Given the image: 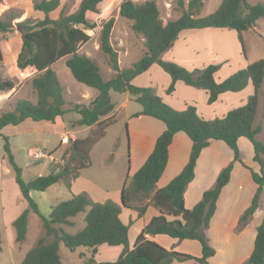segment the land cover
Wrapping results in <instances>:
<instances>
[{
  "label": "trees",
  "instance_id": "obj_1",
  "mask_svg": "<svg viewBox=\"0 0 264 264\" xmlns=\"http://www.w3.org/2000/svg\"><path fill=\"white\" fill-rule=\"evenodd\" d=\"M100 1L80 0L75 11L68 14L60 13L58 17L52 18L49 13L58 7L59 0H40L34 4V8L43 13V18L31 24H28V20L18 23L22 31V42L16 65L20 69L28 66L35 69L37 75L32 77L31 86L36 93V100L18 98L13 102L11 110L0 112V140L3 142L2 148L13 172L14 182L27 201V207L11 222L15 233L14 240L22 242L26 238L30 211L39 216L44 230V236L38 238L35 245L26 251L20 264H63L58 253L59 242L69 249L78 246L89 248L90 254L83 264H175L189 263L191 260L195 264H209L208 258L215 254V249L209 244L204 230L214 215L216 200L229 180L233 163L240 162L238 138L245 137L250 141L253 147L252 160L259 165L258 172L250 169L256 189L250 204L238 218L241 227L246 225L257 209L259 196L264 187V144L256 138L261 126L254 125L259 92L264 79V57L248 63L218 81L214 77L218 70L217 64L188 70L176 62L161 59L160 55L172 46L182 30L204 28L234 29L245 55L243 32L251 28L257 19L264 17V3L221 0L214 11L205 16H198L203 7L202 0H189L186 9L183 8V0H177V5L181 9L180 16L163 23L154 0H145L141 3L123 0L119 6V14L129 20L133 32L143 38L145 52L131 67L120 68L117 52L109 42L113 19L103 23L99 35V49L107 55L109 66L114 71V75L106 80L102 77L96 61L78 52L79 45L90 38L85 29L93 27L87 20L86 13L96 12ZM7 31L9 22L0 19V32ZM61 57H66L65 65L75 80L96 89V95L88 103H74L71 108L66 106L63 87L52 69V65ZM154 63L170 76L167 93L173 91L178 80L207 90L208 103L215 102L223 92H238L248 84L252 92L245 104L230 109L223 117L205 119L197 113L194 105L189 104L183 110L174 109L165 103L152 87L132 83L134 77L148 70ZM13 88L12 79L0 77V91ZM110 91L128 92L141 106V110L134 115L144 114L159 119L165 124V129L157 136L152 151L134 172L129 183L123 185L120 196L122 204L110 199L94 202L86 192H81L52 205L49 214L43 216L29 192L45 191L59 181L69 189L70 181L78 176L81 169L89 165L90 148L114 122V118L111 119L112 115L103 118L114 109ZM70 111L79 114L78 119L71 121V127L82 125L102 127L83 138L71 140L70 160L76 161L75 164L52 162L49 173L25 180L22 177V169L11 152L9 136L1 130L6 126H17L26 119L55 123L57 117H62ZM178 131H183L191 140L188 160L176 176L165 186L154 191L167 162L168 146ZM211 139L226 143L233 151V160L220 170L214 185L202 193L201 199L192 208H186L184 191L194 178V168L200 152L208 146ZM146 199H149L148 202L141 203ZM134 201L141 204H134ZM148 205L157 208L159 214L151 217L137 235L133 247L129 248V225L124 224L119 217L121 206L136 210L140 217ZM81 212L84 213V226L74 233L64 230L63 226H75L73 219ZM154 234H166L179 241L197 240L201 254L193 256L166 249L146 238V235ZM46 237L51 239L47 240ZM103 243L110 246L122 245V251L114 260L96 261L94 255L97 247ZM241 264H264V214L256 227L253 248Z\"/></svg>",
  "mask_w": 264,
  "mask_h": 264
},
{
  "label": "rangeland",
  "instance_id": "obj_2",
  "mask_svg": "<svg viewBox=\"0 0 264 264\" xmlns=\"http://www.w3.org/2000/svg\"><path fill=\"white\" fill-rule=\"evenodd\" d=\"M38 1L40 0H1L0 2V19L9 22V31L5 33L0 32V48L2 53V58L0 59V77L10 78L14 82L12 97H10L8 100L6 98L0 99V111L10 110L12 108L13 102L17 98H25L32 101L36 100V93L31 86V79L37 75V73L31 66H28L24 69L18 68L16 65V60L22 42V31L18 23L28 20V24H31V22L43 18V13L34 8V4ZM122 1L123 0H101L97 5L96 12L86 13V18L91 24H93V27L85 29V31L90 35V38L87 42L80 44L78 48L79 53L85 54L96 61L102 77L106 80L114 75V71L109 66L107 55H105L99 49V35L103 23L111 18L113 19L109 42L117 52V60L120 68L131 67L132 64L137 61L145 52L143 38L139 34L134 33L131 29V22L121 17L119 14V6ZM133 1L135 3H141L145 0ZM154 1L156 2L159 10V16L163 23H166L169 20H174L180 16L181 9L177 5V0ZM188 1L189 0H183L184 9L187 8ZM220 1L221 0H202L203 7L199 11L198 16H205L214 11L218 7ZM248 1L253 4L260 0ZM79 2L80 0H59L58 7L54 11L50 12L49 16L56 18L60 13H71L77 9ZM258 29L259 30L253 28L252 30L259 36L258 38L264 41V19L259 21ZM251 33H246L245 36L246 43L249 48L248 59L252 57L251 55H253V53L257 55L258 58L264 57V42L258 41L259 39L252 36ZM65 59L66 57L59 58L52 65V69L57 74V77L63 87V97L67 103L66 106L71 108L74 103L86 104L92 99L91 97H93L97 91L96 89L88 87L75 80L65 65ZM227 62L218 63V68L223 64L230 67L231 63L229 64ZM237 64L238 61H235V65ZM221 77L222 76L220 74L216 76L218 81L224 79ZM260 90L254 125L259 124L261 126L260 131L256 134V138L264 144V80ZM122 95V93L110 91V97L112 100H117ZM226 105L230 110L237 107L236 105L238 104L229 103ZM76 118H79L78 113L73 111L68 112L64 117L66 124L64 128L60 125L61 120L59 118L57 124L53 127L46 122L37 124L29 121L20 127L9 126L5 129L4 134L8 135L10 138L11 152L16 163L21 167L22 177L25 180L49 173L51 169V163L54 162L53 159L58 161L56 163L60 164L76 163V161L72 162L70 160L71 151L69 148L72 137L83 138L93 130L102 127V125L99 127L92 125L90 129H86V126H75V128H71V121ZM112 118L113 117L111 116V119ZM125 129V123L122 121H117V123L109 127L107 136L99 143V146H101L99 153L101 154L104 152L105 148L102 146H107L110 135L119 134L122 135V159L126 162L125 153L127 154V137L125 134ZM63 134L68 136L66 143H61V137ZM63 139L66 138L64 137ZM247 142L250 141L247 139ZM2 144L3 142L0 140V264H20L26 251L35 245L38 238L44 236V230L40 226V221L37 215L33 212H30L25 240L22 242H16L14 240L15 233L11 223L9 222V219L16 209V206H14L16 204L14 195L15 182L13 178V172L4 155ZM109 146V150L117 149V145H114L113 148V142H111ZM227 148L233 155L232 149L230 147ZM238 148L240 153V162H235L243 164L244 167L249 169V171L250 169L254 171L253 168H250L244 164L252 162V155L250 154L251 151L249 147H246L240 143ZM37 152H43L46 155H50L38 157L36 154ZM221 152L222 151L217 152L219 158L224 156V154ZM99 157L100 155L96 153V151H93L92 167H90L88 171L85 172H90L91 170L97 171L98 161L100 163L101 160ZM109 157L112 158V156ZM232 160L233 156L229 162ZM199 177L200 175H198V178ZM107 182H109V179ZM242 185L244 187L242 190L237 192L236 198L243 196L244 192L248 190V186L245 183L242 182ZM40 194L41 193L37 191L34 195L35 197H38ZM230 201L232 200L231 197L229 198L228 194L225 197H221L216 217L212 221L210 220L209 226L204 230L209 244L218 250L217 255L213 256V259H211V264H241L243 261L242 259L240 262H236L238 259L243 257L246 251L245 248H242L243 245L241 243L243 240L238 238V240L241 242L240 243L236 239V236L240 233V230L243 227L238 224V218L236 222H232L234 213L239 211L241 207H232ZM241 202H243L242 198L239 201V205ZM258 210L257 215L251 216L253 222L251 226H253V224L255 225L257 219L264 214V187L259 196ZM40 212L43 216H47L48 208L46 201L40 202ZM83 218L84 213H79L73 219L76 221V226L73 228L67 227L65 230L67 232L74 233L77 229H81L84 226ZM139 222L140 221H138V223ZM161 236L169 239L172 238L166 234ZM228 237L230 239H228ZM46 239L50 240L51 238L46 237ZM231 241H233L235 244L234 254L232 256L228 255L227 257L225 255L223 256L224 252H226L228 247L233 243ZM111 248L119 247H113L107 244L100 245L97 249L95 256L96 259H115L117 256L112 254L113 249ZM166 248L173 249L177 252L188 253L193 256H200L201 254V247L197 240L185 239L179 241L174 239L172 243L167 244ZM89 251V248L84 246H78L74 249H69L62 242H59L58 245V253L63 264H83L86 257H88L90 254ZM175 264H195V262L191 260L189 263Z\"/></svg>",
  "mask_w": 264,
  "mask_h": 264
},
{
  "label": "crops",
  "instance_id": "obj_3",
  "mask_svg": "<svg viewBox=\"0 0 264 264\" xmlns=\"http://www.w3.org/2000/svg\"><path fill=\"white\" fill-rule=\"evenodd\" d=\"M255 3H264V0H260ZM262 19H264V17L257 19L255 24L251 28L243 32L245 55L242 52L241 46L237 38V33L234 29L204 28V29L182 30L179 33L177 39L172 44V46L169 47L167 50H165L160 55V58L163 60L176 62L177 64L185 67L188 70L203 68L209 64H218L220 62L226 63L228 61L227 63L229 64L231 63L230 66L231 68L223 64L219 66L218 71H216L214 75L216 80H218L216 76L219 74L222 76L221 78H225L231 73L237 71L238 69L245 67L248 63L263 58V57L258 58L257 55L253 53V55H251L252 57L248 59L249 48L245 39L246 33L253 32L252 30L253 28L259 30L258 29L259 21H261ZM251 34L256 38L259 37L254 32ZM258 39H259L258 41H262L260 38ZM235 61L236 62L238 61L237 65H235ZM170 80H171L170 76L157 63H154L150 66L148 70L134 77L132 79V83L137 86L152 87L155 93L158 96H160L165 103H167L169 106H171L174 109L183 110L189 104L194 105L196 107L197 113L205 119H214L216 117H223L227 113V111H229L226 104L234 103V104H238L236 106L243 105L246 103L248 96L252 92V88L250 84H248L243 90L238 92H232V91L223 92L218 96V99L215 102L208 103L207 90L202 88H197L191 85H187L181 80L176 81L174 84L173 91L167 93L166 88L169 85ZM122 94L123 95L117 100L111 99V101L114 103V109L110 114L104 116L103 118L112 115L114 118L113 124L117 123V121H122L125 123V128H126L125 134L127 137V154L125 153L126 162L122 159L123 156L122 153L123 148L121 146L122 135L119 134L110 135V137L108 138L109 143L107 144V146L106 145L102 146L105 148L104 152L101 154L99 153V149L101 148V146H99V143L107 136L108 133L107 131L109 127L113 126V124L109 125L105 129L104 135L96 143H94V145L89 150V159H91V162L87 167L79 171V174L75 179L70 181L69 189L64 186L62 181H59L50 185L45 191H39L41 194L38 197H35L34 195L37 191L29 192L30 197L37 204L39 212H40V202H45V201L47 202V208H48L47 215H48L52 205L58 203L59 201L68 199L69 197H71L72 194H78L81 192H86L90 197V199L94 202H104L110 199L120 204L121 189L123 185L124 184L127 185L129 183L134 172L143 164L147 156L152 151L157 136L165 129V124L159 119L144 114L134 115V113L139 112L141 110L140 104L137 103L130 96L128 92L127 93L122 92ZM12 95H13L12 89L7 91H0V99L6 98L8 100L10 97H12ZM66 114H64L62 117H57L55 119V123H49L46 121L35 122L30 119H26L24 122L17 125L16 127H20L29 121L37 124L46 122L53 127L57 124L58 119L60 118L61 120L60 125L64 128L66 125L64 120ZM7 127L9 126L4 127L1 130V132L4 133ZM90 127L91 126H86V129H90ZM71 128H75V127H71ZM64 137L66 139H63ZM74 138L75 137H72V139ZM67 140H68V136L66 134H63L61 137V143L62 142L66 143ZM111 142H113V148L114 145H117L116 150H109L110 149L109 145ZM240 143H242L246 147H249L251 151L250 154L253 156L252 144L250 142H247V138L245 137L238 138L237 140L238 147ZM225 145L229 147L226 143H224L221 140L211 139L208 146L203 148L202 151L200 152L194 168V178L188 183L184 191V206L186 208H192L194 204H196L201 199L203 191L211 188L214 185L220 169L232 159L233 155ZM190 148H191V140L183 131H178L173 135L172 141L168 146V158L166 165L156 182L154 191L158 188L165 186L174 176H176L181 171V169L188 160ZM93 151H96V153L100 155L99 159L101 158L100 163L98 161V169L97 171L91 170L90 172H85L88 171L90 167H92ZM220 151H222L221 153H223L224 156L219 158L217 152ZM36 154L38 157H45L50 155V154L46 155L43 152H37ZM109 156H112V158ZM53 161L58 162L54 159ZM244 164H246L250 168H253L254 171H258L259 169V165L253 160L251 163H244ZM198 175H200L199 178ZM108 179L109 182H107ZM242 182L248 186V190L244 192L243 196L236 198L237 192L239 190H242L244 187L242 185ZM255 189H256V184L253 182L251 178L249 169L244 167L243 164L239 162H235L230 172L229 180L226 183V185L222 188L216 200V210L211 218V221L216 217V213L220 205L221 197L223 196L225 197L228 194L229 198L231 197L232 200L230 201L232 207L234 206L241 207V209L236 213H234L233 215L232 222L233 223L236 222L237 218H239L241 213L250 204ZM14 195L16 200L15 201L16 204L14 206H16V209L12 213L11 218L9 219L10 223L24 208L27 207V201L20 194V191L16 183L14 186ZM241 198L243 199V202H241L239 205V201ZM148 200L149 199H146L144 202L141 203H146L148 202ZM133 203L141 204L138 201H134ZM257 210L258 207L253 213V215L258 214ZM29 214H28V218H29ZM40 214L42 213L40 212ZM157 214H159V210L152 205H148L144 214L140 217H138L136 210L121 206L119 217L124 224L129 225L128 227L129 248L133 247L137 235L141 232L142 228L149 222L151 217ZM37 217L40 221L38 215ZM261 217L262 216H260L257 219L255 225L253 224V226H251V224L253 223L251 217L250 220L246 223V225L243 226V228L240 230V233L236 236L238 242H240L238 238L243 240V242L240 243L243 245L242 248L246 249L243 257L241 259H238L236 262H240V260L242 259L244 261L249 256L253 248V241L255 238L256 227L260 223ZM138 221L140 222L138 223ZM40 226H41V221H40ZM75 226H76V221H75ZM67 227L68 226L66 227L63 226L64 230ZM27 229H28V222H27ZM161 235L163 234L146 235V238L159 243L161 246L165 248L167 244L172 243L174 239H176V238H170V239L165 238L162 237ZM228 239L230 238L228 237ZM234 246L235 244L233 242L231 246L228 247L226 252H224L223 256L224 255L226 257L228 255L232 256L235 252ZM113 247H119V248H111L113 249L112 254H115L118 257L119 253L122 251V245H114ZM215 251L216 253L213 256L217 255L218 253L217 249H215ZM96 253L94 255V259L96 261H104V260L96 259L95 257ZM213 256L208 258L209 264H211L210 261L211 259H213Z\"/></svg>",
  "mask_w": 264,
  "mask_h": 264
},
{
  "label": "water",
  "instance_id": "obj_4",
  "mask_svg": "<svg viewBox=\"0 0 264 264\" xmlns=\"http://www.w3.org/2000/svg\"><path fill=\"white\" fill-rule=\"evenodd\" d=\"M120 204H122L121 200H120Z\"/></svg>",
  "mask_w": 264,
  "mask_h": 264
}]
</instances>
